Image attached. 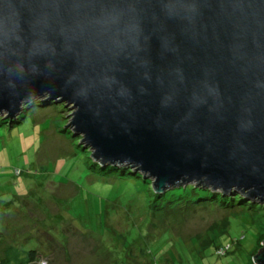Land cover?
<instances>
[{"label": "water", "instance_id": "obj_1", "mask_svg": "<svg viewBox=\"0 0 264 264\" xmlns=\"http://www.w3.org/2000/svg\"><path fill=\"white\" fill-rule=\"evenodd\" d=\"M36 100L156 193L264 203V0H0V115Z\"/></svg>", "mask_w": 264, "mask_h": 264}, {"label": "rangeland", "instance_id": "obj_2", "mask_svg": "<svg viewBox=\"0 0 264 264\" xmlns=\"http://www.w3.org/2000/svg\"><path fill=\"white\" fill-rule=\"evenodd\" d=\"M63 107L24 104L17 122L2 123L0 119V200L15 196L21 187L23 192L34 189L17 197L18 207L10 212L0 208L4 235V240L0 236V252L13 242L21 244L36 235L50 215L61 213L56 199L67 195L59 200L60 206L79 230L61 215L64 236L37 234L45 249L55 248L53 264H134L136 259L139 264H152L154 258L157 264H164L165 257L175 264L250 263L260 234H264V215L253 221L232 216L225 232H214L228 212L215 204L187 208L177 215L155 214L146 226L147 213L138 211L147 200L145 184L100 176V165L90 150L65 126L71 111ZM117 220L118 226L110 224ZM208 236L211 242L202 244ZM220 245L230 246V251L218 256L214 247ZM160 251L164 256L157 258Z\"/></svg>", "mask_w": 264, "mask_h": 264}, {"label": "trees", "instance_id": "obj_3", "mask_svg": "<svg viewBox=\"0 0 264 264\" xmlns=\"http://www.w3.org/2000/svg\"><path fill=\"white\" fill-rule=\"evenodd\" d=\"M45 104V103H54L52 101H41V100H36L35 102H29L26 105H32V104ZM55 104H61V103H55ZM24 107V106H23ZM64 108V107H63ZM66 107L64 108V110ZM1 122L2 123H7L9 122L10 124L17 122V116L13 118L12 120L5 119L2 116H0ZM67 129V128H66ZM77 136V135H74ZM80 138L79 136H77ZM87 149V148H86ZM98 163V162H97ZM100 166L99 171H100V176H108L110 179L113 180H118V181H126V183L130 184H137V183H144L146 186V189L148 190L147 194V200L145 204H143V210L139 209L138 211L142 212L145 214L144 216V222L145 225L148 226L150 223V218L154 216L155 214H162V215H170L172 214H181L185 213L187 211V208L190 209H196L197 207L200 208H206V207H213L216 205L220 206L219 208H223V210L227 211V214H225L224 218L220 220L213 229L214 232L216 230H219L221 233L225 232L229 225H230V217L232 216H237V215H242L244 217H249L253 221L255 218H259L260 215H264V203H259L255 200H251L247 198L246 196L242 195L239 192H236L234 190H231L229 193H222L221 191L218 190H211L209 188H204L199 185L195 184H186V185H180L177 187L169 188L163 191L162 193H156L155 191L152 190L151 186V180L147 177H144L139 171H135L134 168H131L130 166L126 165H111V164H106L102 165L98 163ZM21 173V172H18ZM46 181V179H42L41 182ZM39 183V182H37ZM55 183V182H54ZM44 184V183H43ZM40 185V183L38 184ZM21 187V185H20ZM34 189H28L24 190L25 192L22 191V187L18 191V194H15V196H8V198H4L0 200V208L5 211H11L15 208H17V197H20L23 195H27L28 192H32ZM45 192L41 193L44 194ZM46 196H51L50 192H46L44 194ZM67 195L61 196L60 198L56 199L57 204L59 205V212L58 215L60 217L55 216L54 214L50 217L47 218L46 224L41 223L40 231L36 235H33V237H28L23 241V243H15L11 242L12 244H9L7 247L3 248L0 252V264H53L52 260L54 258L53 254L55 253V248L52 247L51 249L48 248L45 249L43 241L38 238L37 234H43L45 233L48 235V237H55L61 234L64 236L63 229L62 227V216H67V219L72 221V225L76 228H78L74 220L72 219L70 214L67 212L65 213L62 206H60V201L61 198L66 197ZM60 200V201H59ZM214 204V205H212ZM233 210V211H232ZM9 211V212H10ZM9 212L7 214H9ZM238 212V213H236ZM2 213V216L7 215ZM68 224L67 221H65V226ZM113 226H118V220L115 223H110ZM45 225V226H44ZM43 226V227H42ZM59 226V227H57ZM39 227V228H40ZM38 228V229H39ZM147 229V227H146ZM79 230V228H78ZM3 226L0 225V236L2 238L4 237L3 233ZM52 231V232H51ZM148 231V230H147ZM264 234H260V238L256 244V247L254 248L253 252L250 255L249 258V264H253L251 257L256 253V251L260 248L261 242L263 241ZM30 239V240H29ZM193 239V238H191ZM4 240V238H3ZM29 240V241H27ZM27 241V242H26ZM210 241V237L208 236L206 239H203L202 244L206 243L208 244ZM124 243V239L123 242ZM1 247V246H0ZM215 248V253L218 256H223L226 255L230 251V246L227 245H220L216 246ZM1 249V248H0ZM164 254L160 251L157 254V258L159 255ZM161 255L159 257H161ZM43 256H46V259L49 261H46ZM154 257V256H153ZM156 258H154L152 264H157ZM164 264H175L173 259L169 258H164L163 260ZM134 264H139V261L136 259L134 261ZM148 264V263H147Z\"/></svg>", "mask_w": 264, "mask_h": 264}, {"label": "crops", "instance_id": "obj_4", "mask_svg": "<svg viewBox=\"0 0 264 264\" xmlns=\"http://www.w3.org/2000/svg\"><path fill=\"white\" fill-rule=\"evenodd\" d=\"M2 226V225H1Z\"/></svg>", "mask_w": 264, "mask_h": 264}]
</instances>
